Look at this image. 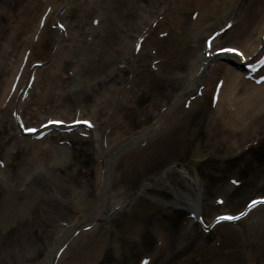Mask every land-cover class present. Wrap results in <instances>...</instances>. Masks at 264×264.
Returning <instances> with one entry per match:
<instances>
[{
  "label": "rangeland",
  "instance_id": "obj_1",
  "mask_svg": "<svg viewBox=\"0 0 264 264\" xmlns=\"http://www.w3.org/2000/svg\"><path fill=\"white\" fill-rule=\"evenodd\" d=\"M48 1L0 0V264H264V204L218 220L264 195V110L223 123L257 83L202 67L224 23L213 49L254 44L264 0ZM15 115L92 125L36 139Z\"/></svg>",
  "mask_w": 264,
  "mask_h": 264
},
{
  "label": "bare ground",
  "instance_id": "obj_2",
  "mask_svg": "<svg viewBox=\"0 0 264 264\" xmlns=\"http://www.w3.org/2000/svg\"><path fill=\"white\" fill-rule=\"evenodd\" d=\"M55 4V0H49L48 1V4H47V10H46V12H45V15H46V18H50V17H55L56 18V15H57V13L56 14H54V15H52V11L55 9L56 10V6L54 5ZM58 11H60V8L58 9ZM57 11V12H58ZM44 18V17H43ZM55 20H53V22H54ZM44 26V24H41V27H43ZM263 26V25H262ZM262 28V27H261ZM42 30V29H41ZM41 30L39 31V32H41ZM263 32H264V27H263ZM75 34H78L79 35V33H75ZM74 33H72V35L73 36H75V37H77V35H75ZM60 36L61 37H65L66 36V32H62L61 34H60ZM251 36V35H250ZM260 38H261V36H258V39L257 40H255V42H254V44L252 45V46H250V44H248V42H246V43H244V45H243V47H242V49L245 51V53H243V55H246V53H248V54H251V53H255V52H257V50H258V47H259V45L260 44H264V42L263 41H260ZM263 40V39H262ZM222 56H229V57H231V55H228V54H224V55H222ZM229 63H231L230 61L229 62H226V61H223V60H219L218 62H213V66H212V68H211V70H209V66H211V63H208L207 62V60H205L204 61V64L202 65V67H203V69L205 68V71H206V69H207V71L206 72H208V70L209 71H216L217 69H219L220 70V72H222L221 73V75H224V76H226V77H228L229 78V74L230 75H236V76H243L245 73H242V72H240V71H234L233 69H230V67H231V65H229ZM209 64V65H208ZM211 72H209L210 74H211ZM223 72H226V73H223ZM232 73V74H231ZM226 74V75H225ZM13 76V74H11V76L10 77H12ZM15 78V77H14ZM225 78V77H224ZM14 80V79H13ZM229 80V79H228ZM189 88L190 87H186L185 89H184V92H183V94L184 95H189V93H191V91H189ZM225 89V88H224ZM260 89V93H256V95H254V94H252L253 93V91L255 90V91H258ZM252 90V91H251ZM252 92V93H251ZM237 93V92H236ZM242 94L243 95H237V96H239V99H238V104H239V111L237 112H233V114L231 115H227V117L226 118H224V128L225 129H227V130H229L228 131V133L230 134V135H233V136H242L243 138H245L246 137V134H247V130H249L250 128H252V127H255V126H258V125H260L261 124V121H260V119H259V117H258V115L256 116V114L260 111H262V110H264V83H261V84H259V85H255L254 87H253V89L251 88V89H249L246 93H243L242 92ZM222 95V94H221ZM181 96V95H180ZM229 99H230V101H231V105L233 106V105H235L236 104V98L235 99H233V98H231V97H229ZM189 101V103L188 102H186L184 105H186V107H189L190 106V103H192V102H194V101H192L191 102V100H190V98L188 99ZM220 102H221V100H219ZM174 102H175V104H176V102H177V99H175L174 100ZM219 103V102H218ZM193 104V103H192ZM183 105V106H184ZM175 106V105H174ZM219 106L221 107V103L219 104ZM185 107V106H184ZM177 108V107H176ZM191 108V106L189 107V109ZM170 110L169 109H167V111H166V114H165V116H163L161 119H160V122H161V120H163L164 121V118H166L167 119V117L168 116H170ZM180 113H178V114H176L175 116H174V120H176V119H178L177 117H179L178 115H179ZM248 118H249V122H247L248 121ZM50 119H54V118H49V119H47L46 121H48V120H50ZM55 119H57V118H55ZM247 119V120H246ZM45 130V129H44ZM148 131L149 132H145V131H141V132H139L140 133V135H141V133H142V136L144 137V138H147V137H149L150 136V134L152 133L153 135L155 134V131H154V129H151V131L148 129ZM227 133V134H228ZM149 135V136H148ZM111 172L112 171H109V173H107L108 174V177L107 178H105V180L107 181V183H109L110 182V179H111V177H113L112 175H111ZM116 175V174H115ZM114 178L115 179H117V176H114ZM142 186V185H141ZM52 255H53V253H51V255L48 257V262H49V258H51L52 257ZM47 262V263H48ZM44 264V263H43Z\"/></svg>",
  "mask_w": 264,
  "mask_h": 264
},
{
  "label": "snow or ice",
  "instance_id": "obj_3",
  "mask_svg": "<svg viewBox=\"0 0 264 264\" xmlns=\"http://www.w3.org/2000/svg\"><path fill=\"white\" fill-rule=\"evenodd\" d=\"M61 27H63V25H61ZM261 202H264V201H261ZM257 202L256 201H253V205H255ZM228 219H239V217H227ZM220 219H225V217H221ZM147 264V262H146Z\"/></svg>",
  "mask_w": 264,
  "mask_h": 264
}]
</instances>
